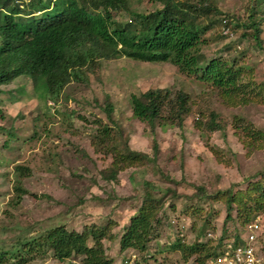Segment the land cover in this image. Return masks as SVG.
Here are the masks:
<instances>
[{"label": "rangeland", "instance_id": "374dc122", "mask_svg": "<svg viewBox=\"0 0 264 264\" xmlns=\"http://www.w3.org/2000/svg\"><path fill=\"white\" fill-rule=\"evenodd\" d=\"M256 1L217 0V6L229 14L234 28L238 21L248 20ZM132 6L143 14L161 8L148 0H135ZM260 9L264 10V4ZM115 18L124 22L130 16L122 12ZM262 28L259 48L251 38L242 41L239 31L227 41L214 36L203 49L207 60H232L236 51L246 53L241 64L253 70L252 79L262 90L260 97L247 104L228 105L217 89L182 74L172 64L127 58L101 62L86 75V82L69 84L57 102L40 100V89L36 91L26 77L2 86L0 249L8 250L55 226L82 232L109 221L114 223L112 239L104 244L113 264H185L181 252L167 248L181 237L188 244L199 238L216 245L224 230L226 192L245 190L247 180L264 170V143L248 146L243 127H237L240 118L243 126L251 124L264 131V24ZM230 42L237 43V49L223 50ZM164 88L183 90L191 97L192 112L181 128L157 124L153 129L133 115V94ZM109 103L114 106L112 119L104 111ZM211 111L220 116L222 130L209 132L197 127L198 122L209 121ZM106 126L111 130V139L116 138L118 149L127 146L151 158L157 146L156 164L145 159L143 164L121 171L118 181L104 180L116 149L114 141L107 146L95 144V136ZM20 166L30 172L20 176L16 171ZM19 181L28 191L20 202L15 191ZM145 181L156 187L157 198L166 196L160 234L144 254L132 249L122 252L120 236L142 205ZM236 224L228 223L232 229ZM259 248L264 259V232ZM194 260L186 264H197ZM28 264H81V259L61 263L52 255L45 259L36 256Z\"/></svg>", "mask_w": 264, "mask_h": 264}, {"label": "trees", "instance_id": "16d2710c", "mask_svg": "<svg viewBox=\"0 0 264 264\" xmlns=\"http://www.w3.org/2000/svg\"><path fill=\"white\" fill-rule=\"evenodd\" d=\"M134 1L35 0L30 11H23L16 5V0H0V95L2 86L26 77L32 81L36 91L40 89L37 91L40 100L57 102L69 84L86 82V75L98 68L101 62L127 58L142 63L172 64L182 74L196 77L217 89L228 105L247 104L261 96L260 85L252 79L253 70L241 64L243 57L247 56L245 52L236 51L232 60L222 57L207 60L203 49L214 36L216 40H230L231 36L224 34L222 26L233 36L240 31L242 41L251 38L255 47H261L264 10L260 6L264 0H257L250 9L248 20L238 21L234 28L232 18L217 6V0H148L161 8L145 14L133 9ZM38 10L44 13L33 16ZM23 12L24 16H21ZM122 12L130 19L117 21L115 14ZM217 29L218 34L213 35ZM231 43L223 50H236L239 45ZM248 76H251V81L246 82ZM131 105L134 117L153 129L157 124L181 128L192 112L189 94L170 88L133 94ZM104 111L112 119L113 104L106 105ZM3 117L0 106V119ZM207 117L209 121L197 123L200 130H222L218 122L220 116L216 112L211 111ZM242 121L238 118L237 127L241 125L244 136L249 138L246 144L254 147L257 143H264V131L251 124L243 126ZM111 137L110 128L103 127L95 136V144L107 146L114 141L116 146V138L112 140ZM98 139L100 143H97ZM157 158V146L151 158L127 146L123 150L116 146L112 166L104 172L103 178L118 181L121 171L143 164L145 159L156 164ZM16 171L20 176L30 172L23 166L17 167ZM247 181L245 190L226 192L224 230L216 245L211 240L201 242L199 238L188 244L181 237L167 248L181 252L185 264L193 257L197 264H209L224 254L228 240L234 238L236 245H242L248 225L258 215H264V170ZM143 186L142 205L120 236L122 252L132 249L144 254L149 243L160 234L166 196L157 198L156 187L151 182L145 181ZM15 191L18 202L28 194L20 181ZM201 193L205 194V191ZM230 222L238 226L232 229L228 225ZM113 226L114 223L109 221L104 226L94 225L82 232L70 231L65 225L52 227L38 237L19 241L8 250L1 248L0 264H28L36 256L45 259L51 255L61 263L81 259V264H113L104 244L105 240L112 239ZM260 242L261 238L259 245Z\"/></svg>", "mask_w": 264, "mask_h": 264}, {"label": "built area", "instance_id": "2783aa9c", "mask_svg": "<svg viewBox=\"0 0 264 264\" xmlns=\"http://www.w3.org/2000/svg\"><path fill=\"white\" fill-rule=\"evenodd\" d=\"M32 0H19L20 4L30 3ZM224 34L232 36L229 29L223 28ZM264 232L263 215H258L255 220L248 225L243 236L244 243L236 245L232 238L226 242L225 252L216 260H211L209 264H264V259L260 250L259 240Z\"/></svg>", "mask_w": 264, "mask_h": 264}, {"label": "clouds", "instance_id": "9594fccd", "mask_svg": "<svg viewBox=\"0 0 264 264\" xmlns=\"http://www.w3.org/2000/svg\"><path fill=\"white\" fill-rule=\"evenodd\" d=\"M18 1L19 0H16V5H18L21 8V10H23V11L24 10L30 11L31 10V7L30 6L33 5V3H34L35 0H32L30 3H24V4H20ZM43 13H44V11H39L38 10V11H35V13L33 14V16H41ZM21 16H24V12L21 14ZM223 28L224 27L222 26V30H223Z\"/></svg>", "mask_w": 264, "mask_h": 264}]
</instances>
